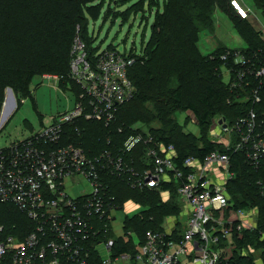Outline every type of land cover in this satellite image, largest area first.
<instances>
[{"label":"built area","instance_id":"2783aa9c","mask_svg":"<svg viewBox=\"0 0 264 264\" xmlns=\"http://www.w3.org/2000/svg\"><path fill=\"white\" fill-rule=\"evenodd\" d=\"M229 2L241 18H249L253 13L244 0H236L235 5L233 0ZM241 10L246 14L242 15ZM78 43L79 54L70 71L71 79L80 89L74 107L51 117L30 136L0 147V205L14 206L32 222L23 238L0 222V264H92L93 253L99 252V243L106 252V255L101 253L102 264H222L227 261L230 247L235 244L234 239L228 247L223 244L233 235V224L227 215L230 198L226 191V182L235 174L232 153L243 152L259 167L264 157V129L258 114L251 109L233 123L224 117L215 118L212 126L217 123L220 127L213 133L211 126V136L227 151L215 149L203 159L190 155L182 163L187 171L175 162V145H165L150 131L131 134L117 145L110 138L108 147L98 154H90L83 143L65 141L69 130L81 133L83 120L103 122L105 126L116 121L122 106L136 92L129 69L141 55L106 49L98 53L93 63L85 45L80 40ZM221 57L234 87L242 83L249 85L250 76L264 77V63L257 67L241 51L235 53L236 66H229V52ZM43 79L59 82L61 77L45 74ZM262 88L260 80L253 90L254 103L261 101ZM11 90L7 88L0 118L9 107L6 106L8 99L16 103ZM10 108L6 117L15 111ZM5 123L0 122V131ZM118 131L123 132V127ZM140 145L145 146L149 159L143 169H137L127 158ZM111 176L140 190L161 189L164 181L176 180L181 211L189 206L187 218L169 229L147 230L142 242L135 237V254L128 250L116 252L111 234L115 212L120 207L109 182ZM76 186L80 189L73 193L71 190ZM251 210L256 217V211ZM248 212L237 210L238 231L257 228V219ZM261 234L264 239V231ZM131 235L135 234L129 232L126 237Z\"/></svg>","mask_w":264,"mask_h":264},{"label":"trees","instance_id":"16d2710c","mask_svg":"<svg viewBox=\"0 0 264 264\" xmlns=\"http://www.w3.org/2000/svg\"><path fill=\"white\" fill-rule=\"evenodd\" d=\"M93 1L0 0V111L6 88L14 89L20 103L27 97L34 100L32 83L44 74L60 76V87L65 90L70 88L77 97L80 89L70 77L72 47L79 35L81 22H87L85 6ZM220 1L227 3L237 17L229 13L247 47L219 45L210 57L199 48L200 33L215 29V13ZM254 2L264 14V0ZM87 50L94 53L93 46H87ZM237 51L249 56L258 64L257 67L264 63L263 33L247 18L238 16L229 0H166L163 11H158L153 23V35L146 52L129 69V76L136 87L133 98L122 106L111 126L83 120L80 123L81 133L70 129L65 141L83 143L87 150L99 153L108 147L110 138L112 143L121 144L131 134L144 132V126H147L165 145H175V162L186 171L188 168L182 163L190 155L203 159L215 149L227 151L223 144L213 140L210 133L216 116L233 123L254 109L264 129V77L250 76L249 85L242 83L236 87L231 81L224 80L222 69L225 62L221 56L229 52V66H236ZM91 60L96 62V59ZM260 80L263 81L262 99L254 103L253 90ZM181 111H191L197 117L198 134L186 132L181 126L183 124L173 118L172 115ZM155 121L162 125L151 126ZM119 127H123V132L118 131ZM145 151V146L140 145L129 152L127 158L130 164L143 169L145 161H149ZM247 159L243 152L232 153V171L235 174L226 183V191L230 198L227 215L229 223L233 224L235 244L230 247L228 260L222 264H257L252 249L261 250L264 263V239L261 234L264 231V158L259 167L253 166ZM246 164L251 169L247 171V177ZM249 176L255 181V191H247L244 187V178ZM109 182L120 208L127 200L144 207L142 213L125 218L124 236L114 237L116 252L128 250L135 254V237L142 242L147 230L163 229L166 217L181 212L176 180L164 181L161 189L144 190L130 187L117 176H111ZM165 190L171 192L167 201L162 197ZM238 209L258 211L256 229L237 230ZM0 210V222L7 230H20L19 236L25 237L31 229V220L9 204H1ZM3 215L11 217V220ZM129 232H133L134 237H126ZM223 244L230 246L228 242ZM92 264H102L97 251L93 253Z\"/></svg>","mask_w":264,"mask_h":264},{"label":"rangeland","instance_id":"374dc122","mask_svg":"<svg viewBox=\"0 0 264 264\" xmlns=\"http://www.w3.org/2000/svg\"><path fill=\"white\" fill-rule=\"evenodd\" d=\"M247 1V3L255 8L254 4H252V0ZM165 2L166 0H95L91 2L88 6H85L87 22H81V26L79 27V35L75 37L73 42L71 64L75 62L77 54H79V50L77 48L78 45H80L78 43L79 40L81 44L83 43L85 45V48H87V46H93L94 53L89 51L87 53L88 56L93 60H97L98 58H96V56L99 55L98 53L106 49H118L121 52L127 54L129 53L130 55H132V52L138 53L140 55L144 54L153 35V23L157 18L158 11H163ZM229 13L235 16L229 5L223 1H220L215 13V24H218L219 22L220 23L215 27L214 30L206 29L200 33L199 48L204 55L206 54L211 57V53L216 49V47H213L215 44L210 45V38L215 40L217 43L219 41L216 40L219 38V36L227 35L228 38L233 39V36L238 35L234 29V26L232 24L231 26L228 25L230 24L229 22H231L229 19V17L231 18V15ZM258 14L261 21L259 22L262 25L261 28L264 31V17L262 14L260 15L259 12ZM223 18L226 21H223ZM213 48L215 49L213 50ZM223 71L224 80L229 81L230 74L225 70V68H223ZM44 75L41 77H36L32 83L31 90L33 91L34 100L30 97H27L26 99H21L22 103H20L14 89L8 87L12 89L11 91L16 97V103L11 101L12 99H8L6 106L9 107L6 108L4 112L5 114L1 115L0 122L3 123L4 120L8 118L6 116L8 112L11 111L10 106L12 109H15V106H17V108L11 115V118L7 122L6 126L0 132V147H6L16 139H22L30 136L32 133L39 131L43 123H48L51 117H54L58 113H61L67 109H72L74 107V92L70 88L65 90L60 87L57 80L43 79ZM68 84L69 83H67V85ZM6 94L7 88L5 90V97ZM2 107H4L3 104ZM3 109L4 108H1V111ZM172 116L173 118H176L180 124H183L181 126H183L186 132H192L195 134L199 133L197 117L193 112L181 111ZM217 117L218 116H216V118ZM161 125L162 124L158 121H155L151 124V126L154 127ZM218 126L219 125L217 123L212 126L211 130L213 133L217 131ZM144 130L149 132L150 128L144 126ZM88 151L90 154H98L90 150ZM247 161L250 162L248 159ZM247 164L246 166L248 169L245 172L246 177L248 175L247 171L251 170L249 168L250 165ZM250 164L252 163L250 162ZM246 177L244 178L245 189L250 192L255 191L254 179L250 178V176L248 178ZM257 182L258 181H256V183ZM116 186L119 185L116 184ZM79 189L80 187L76 186L71 191L73 193H77ZM142 209L144 208L141 207L133 212H128V204H126L124 208L118 210L116 212L117 218L114 225L117 234H124V217L128 214L139 213ZM188 209L189 206L183 207L181 219H183V217L187 218L186 215ZM5 211L8 214H11L9 210ZM255 211L257 214L258 211ZM248 214H251L255 220L257 219V215L255 217L253 210H249ZM3 217L5 219L11 220V217L9 216L3 215ZM167 224L168 218L164 221V225L166 226ZM18 232H20V230H18ZM18 232L16 233L21 235V232ZM229 253L230 252H228L227 255H229ZM103 254L106 255V252L103 251ZM252 254L257 261V264H264L261 260L262 254L260 249H256V251L254 250Z\"/></svg>","mask_w":264,"mask_h":264},{"label":"crops","instance_id":"0c3cea01","mask_svg":"<svg viewBox=\"0 0 264 264\" xmlns=\"http://www.w3.org/2000/svg\"><path fill=\"white\" fill-rule=\"evenodd\" d=\"M245 2H246V4L248 5V6H250L251 7V9H252V11H253V13L249 16V18H247V20L249 21V22H251L253 25H254V27L256 28V29H259L262 33H263V36H264V31L262 30V28H261V21H260V16H259V14H258V12L260 13V15L262 14L263 15V17H264V14H263V12L260 10V9H258V7L255 5V2H254V0H252V4H254V6H255V8H253V6L252 5H250L249 3H247L248 1L247 0H244ZM258 11H257V10ZM217 19V18H216ZM220 19V18H219ZM229 19L231 20V22H229L230 24H228V25H230L231 26V24L234 26V29L236 30V32L238 33V35H236V36H233V39H230V38H228V36L227 35H223V36H219V40L217 39L216 41H219V42H215V40H213V39H209V41L211 42V44L210 45H214L215 44V46H213V47H218L219 45H224V46H226V47H228V48H245V47H247V43H246V41H245V39L240 35V33H239V31H238V29L235 27V25H234V23H233V21H232V19L229 17ZM221 20V19H220ZM219 20V21H220ZM216 21V20H215ZM223 21H226L224 18H223ZM260 21V22H259ZM220 23V22H219ZM218 23V24H219ZM225 23V22H224ZM218 24L216 23L215 24V27L216 26H218ZM229 26V27H230ZM212 41H213V43H212ZM215 48H213V50H214ZM210 52V51H209ZM17 108V107H16ZM13 114V113H12ZM11 114V115H12ZM11 115L10 116H8V118L5 120V126H6V124H7V122L10 120V118H11ZM170 194H171V192L170 191H168V190H166V191H163L162 192V197H163V199H164V201H167V200H169L170 199ZM126 204H128V212H133V211H135L136 209H139V208H141V207H143L141 204H139V203H136L135 201H133V200H127V202H126ZM125 204V205H126ZM122 208H124V207H122ZM122 208H120V209H122ZM144 208V207H143ZM119 209V210H120ZM143 210L144 209H142L139 213H134V214H128V215H126L125 217H124V219H123V230H124V220H125V218L128 216V217H133V216H135V215H138V214H140V213H142L143 212ZM118 211V210H117ZM116 211V212H117ZM116 212H115V219H114V222H113V225H115V222H116V218H117V215H116ZM182 212V211H181ZM181 212L178 214V215H169L168 217H166L165 219H164V221L168 218V224L165 226L164 225V222H163V228H166V229H169L170 227H173L174 225H179V223H180V220H182L181 219ZM183 218H185V217H183ZM119 236H124V234H117V232H116V229H115V227H114V232L112 233V238H113V240H115V238L114 237H119ZM231 241H233V238H232V236L231 237H228V238H226L224 241H223V243L224 242H231ZM104 245L103 244H101V243H99V245H98V248H99V255L101 256L102 254L101 253H103V251H104V247H103ZM227 246V245H226ZM131 264V263H130Z\"/></svg>","mask_w":264,"mask_h":264},{"label":"snow or ice","instance_id":"6c2138e0","mask_svg":"<svg viewBox=\"0 0 264 264\" xmlns=\"http://www.w3.org/2000/svg\"><path fill=\"white\" fill-rule=\"evenodd\" d=\"M233 4L235 5L236 4V0H233ZM237 7H239L238 5H236ZM241 14L242 15H245L246 13H244L242 10H241Z\"/></svg>","mask_w":264,"mask_h":264},{"label":"bare ground","instance_id":"6f19581e","mask_svg":"<svg viewBox=\"0 0 264 264\" xmlns=\"http://www.w3.org/2000/svg\"><path fill=\"white\" fill-rule=\"evenodd\" d=\"M5 120H6V119H5ZM5 120H4V121H5Z\"/></svg>","mask_w":264,"mask_h":264}]
</instances>
